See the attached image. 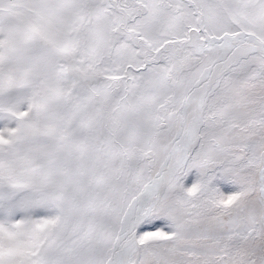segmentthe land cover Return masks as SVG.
Segmentation results:
<instances>
[{
    "label": "snow or ice",
    "instance_id": "1",
    "mask_svg": "<svg viewBox=\"0 0 264 264\" xmlns=\"http://www.w3.org/2000/svg\"><path fill=\"white\" fill-rule=\"evenodd\" d=\"M0 264H264V0H0Z\"/></svg>",
    "mask_w": 264,
    "mask_h": 264
}]
</instances>
